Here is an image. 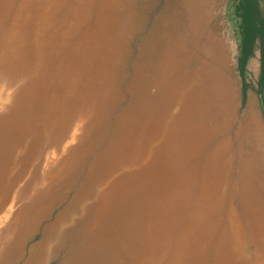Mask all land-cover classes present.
I'll return each mask as SVG.
<instances>
[{"label":"rangeland","instance_id":"374dc122","mask_svg":"<svg viewBox=\"0 0 264 264\" xmlns=\"http://www.w3.org/2000/svg\"><path fill=\"white\" fill-rule=\"evenodd\" d=\"M41 1L49 20L39 35L56 46L36 61V75L48 78L36 108L46 94L58 106L51 117L39 114L32 153L41 141L49 144L33 163L23 158L27 149L21 151L23 165L13 176L21 169L23 179L10 198L0 195L6 204L0 212V264H25L32 248L56 233L44 264H63L71 249L80 259L70 264H259L260 52L249 63L252 87L244 99L233 2ZM53 72L64 77L51 81ZM183 112L193 129L187 143H197L187 153L176 149L174 129ZM5 113L0 108V119ZM153 125L165 134L160 145L165 167L147 170L151 182H124L141 167L135 166L142 155L140 136L132 128L140 133ZM164 173L173 177L165 185ZM30 181L37 220L29 228L35 229L27 238L13 234V242L22 244L12 248L2 238L30 202L21 195ZM102 205L105 213L97 215Z\"/></svg>","mask_w":264,"mask_h":264},{"label":"bare ground","instance_id":"6f19581e","mask_svg":"<svg viewBox=\"0 0 264 264\" xmlns=\"http://www.w3.org/2000/svg\"><path fill=\"white\" fill-rule=\"evenodd\" d=\"M42 5L43 4L41 0H0V108L5 110L6 112L0 119L1 197L10 198L11 191L14 190L21 179H23V171L21 169H19L18 174L13 176L14 170L21 164L23 165V161H20L21 156H23V153L21 151L27 149V154H25V157L23 158L27 159V161H29L30 163H33V161L40 153L39 150L45 147L44 144H49V139L45 140L47 143L43 142L44 140L41 141L40 145L38 144V146L40 147L35 150L39 153L37 152V155L36 152L32 153L34 144L31 141H33L32 138L35 136V129L37 126L35 122L39 114L41 115V118L51 117L53 114V110L56 111L55 107L58 106V102L53 99L54 97H49L47 96L48 94H46L45 98H39V102L41 103V105H39L40 108H36V101H38L37 97L39 96L38 93L43 91V89L46 87L45 85H47L48 80V78L45 76L46 73H44V75H36L38 67L36 61L39 56L46 54L47 50H50L54 46H56V42L54 40H51L52 43L48 45L44 44V39L39 35L38 30L46 27V24L48 23L47 21L49 20V16L44 15V11L41 8ZM60 45L65 46V42H61ZM43 64L44 67L42 70L46 68L45 63ZM55 75L56 74H54V72L50 73L49 80H59V78L62 79V77H64L63 72L58 73V77H53ZM170 75L172 74L170 73ZM8 99L10 101V104L6 103ZM190 123L191 122L188 114H185L183 112V114L179 115L177 124L174 127L176 132L175 134H177L178 137V139L176 140L179 141L177 145L178 147L176 148L178 149L179 153L180 151L184 150V153H187L191 150L193 151V149L197 150L196 139L191 145H189V142L187 143V137L189 135L191 136V133H193L191 132L193 129ZM48 129L49 126L47 125L46 130ZM258 131L261 132V129H259ZM215 132L217 134V137L221 135L218 133L219 130ZM132 134H134L136 137L140 136L137 138L139 139L137 143V154L142 153V155L137 158L135 166H141V169L137 168L134 173L127 175L124 182H126L127 180L136 183H145L146 181L151 182L152 176H149L146 173L147 170L149 168L152 169L155 167H165V158L162 156V150L160 148L162 141L161 138H164L165 134L161 130L159 125H153V127H145V129H143L140 133L138 132L136 127H133ZM26 139L30 141L27 142ZM259 140L264 143V136L262 132L261 135L259 134ZM171 143L172 142H170V144ZM262 148H264V145H262ZM227 150L229 149L227 148ZM161 179L163 184L165 185L166 183L171 182V179H173V177H171L169 173H164ZM47 180L48 178L44 177L43 181L46 182ZM33 188V181H30V183H28V185L24 189H22L21 195L23 196V198L30 199V202L27 203L23 207V209L19 211L18 219H16L15 224L7 229L6 235L2 238V241L6 243V245L8 244V246L10 245L12 248H17L19 247L18 244H22V242H13V239H11V236H13V234L23 235L27 238L35 229L34 226H31V228H29L32 224L36 225L37 220V215L34 217V209L37 203H31L33 200L31 196ZM259 198L262 197L260 196ZM5 205L6 204L2 203L0 199V212ZM106 208L107 207L104 205L103 207L99 208V210L97 209L96 214L101 215L102 213H105ZM101 209L103 210L101 211ZM86 214L88 217H90L88 211L86 212ZM57 226L60 228L62 227L60 223ZM261 228L262 229L260 230H264L263 224H261ZM254 229L256 230V232L259 231L258 225H254L253 230ZM56 235L52 237H44V243L41 242L40 247L38 246L36 248V246H34L25 264H44L46 261H48V257L51 253V245ZM37 252L38 254H36ZM70 252L71 253L69 254L68 261H65L63 264L75 263L77 259H80L78 258V252L76 250L71 249ZM258 255L262 258L260 260L258 257L259 264H264V242L258 249Z\"/></svg>","mask_w":264,"mask_h":264},{"label":"trees","instance_id":"16d2710c","mask_svg":"<svg viewBox=\"0 0 264 264\" xmlns=\"http://www.w3.org/2000/svg\"><path fill=\"white\" fill-rule=\"evenodd\" d=\"M239 18L240 45L237 67L243 80V96L252 87L248 82V67L256 52H260L258 93L264 99V0H231ZM264 109V107H263Z\"/></svg>","mask_w":264,"mask_h":264}]
</instances>
